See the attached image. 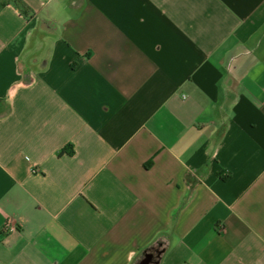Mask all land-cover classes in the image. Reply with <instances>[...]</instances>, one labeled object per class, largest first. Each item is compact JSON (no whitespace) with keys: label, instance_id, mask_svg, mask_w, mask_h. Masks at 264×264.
Listing matches in <instances>:
<instances>
[{"label":"crops","instance_id":"obj_1","mask_svg":"<svg viewBox=\"0 0 264 264\" xmlns=\"http://www.w3.org/2000/svg\"><path fill=\"white\" fill-rule=\"evenodd\" d=\"M7 221L0 264H264V0H0Z\"/></svg>","mask_w":264,"mask_h":264},{"label":"trees","instance_id":"obj_2","mask_svg":"<svg viewBox=\"0 0 264 264\" xmlns=\"http://www.w3.org/2000/svg\"><path fill=\"white\" fill-rule=\"evenodd\" d=\"M72 151H68V154H71ZM166 249L165 243L161 240L156 241L153 245L151 244L147 249H145L139 256V259L134 263V264H138L139 260H141L143 258V255L145 253H152L155 254V259L154 262L152 264H158L160 259H161V255L162 253H164Z\"/></svg>","mask_w":264,"mask_h":264},{"label":"built area","instance_id":"obj_3","mask_svg":"<svg viewBox=\"0 0 264 264\" xmlns=\"http://www.w3.org/2000/svg\"><path fill=\"white\" fill-rule=\"evenodd\" d=\"M15 229H16V227L13 224H11L10 222L7 221L2 226L0 235H3V236L7 235L8 233L13 232Z\"/></svg>","mask_w":264,"mask_h":264},{"label":"water","instance_id":"obj_4","mask_svg":"<svg viewBox=\"0 0 264 264\" xmlns=\"http://www.w3.org/2000/svg\"><path fill=\"white\" fill-rule=\"evenodd\" d=\"M151 258H152V254L151 253H145L143 255V258L139 262V264H149Z\"/></svg>","mask_w":264,"mask_h":264},{"label":"flooded vegetation","instance_id":"obj_5","mask_svg":"<svg viewBox=\"0 0 264 264\" xmlns=\"http://www.w3.org/2000/svg\"><path fill=\"white\" fill-rule=\"evenodd\" d=\"M151 254H152V253H151ZM154 259H155V254H152V258H151L149 264H152V263L154 262Z\"/></svg>","mask_w":264,"mask_h":264}]
</instances>
